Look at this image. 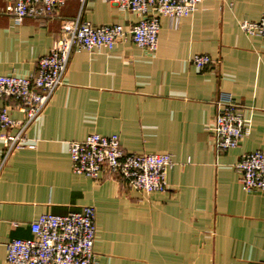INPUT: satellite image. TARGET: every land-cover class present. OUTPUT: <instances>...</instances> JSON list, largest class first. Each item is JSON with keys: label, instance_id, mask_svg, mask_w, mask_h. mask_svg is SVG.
I'll use <instances>...</instances> for the list:
<instances>
[{"label": "crops", "instance_id": "1", "mask_svg": "<svg viewBox=\"0 0 264 264\" xmlns=\"http://www.w3.org/2000/svg\"><path fill=\"white\" fill-rule=\"evenodd\" d=\"M5 7L0 0V76L34 75L65 21L129 32L139 20L104 0L82 9L70 0L52 20L14 25ZM262 16L264 0H202L176 27L159 18L154 52L130 35L111 51L74 50L64 84L25 132L35 147L3 162L0 140V264L9 241L32 238L37 217L85 206L95 211L97 264H264V192H244L235 168L244 154L264 152V41L239 26ZM195 54L212 64L197 70ZM221 93L240 106L251 130L237 148L216 154L209 128ZM20 106L0 99L11 119L23 118ZM92 133L118 135L128 154H170L166 191L144 195L105 174H74L68 144Z\"/></svg>", "mask_w": 264, "mask_h": 264}, {"label": "built area", "instance_id": "2", "mask_svg": "<svg viewBox=\"0 0 264 264\" xmlns=\"http://www.w3.org/2000/svg\"><path fill=\"white\" fill-rule=\"evenodd\" d=\"M3 14L14 25L24 19L52 20L58 8L70 0H4ZM90 0H78L81 9ZM121 11L138 16L131 31L119 25L93 26L80 17L65 21L61 37L53 43L49 53L37 63V71L30 77L0 76V99L13 97L21 102V120L11 119L7 109H0V129H17L13 136L3 133L0 140L6 145L4 161L18 149L34 148L25 132L43 113L54 93L64 84V76L74 50L88 52L113 50L117 43L130 35L132 43L149 52L158 45L159 18L166 17L176 27L182 19L192 15L202 0H104ZM240 29L249 36L264 41V16L257 21H241ZM191 65L202 70L212 64L207 55L195 54ZM251 130V121L243 117L233 98L221 93L216 100V114L209 132L216 154L238 147ZM68 154L71 170L97 180L100 175L118 178L144 195L162 194L167 189L166 172L172 165L170 154H128L120 145L118 135L89 134L83 141L70 142ZM242 190L247 193L264 192V152L244 154L235 166ZM32 238L14 239L6 247V264H97L93 253L96 236L95 211L85 206L65 216L43 214L30 224Z\"/></svg>", "mask_w": 264, "mask_h": 264}]
</instances>
